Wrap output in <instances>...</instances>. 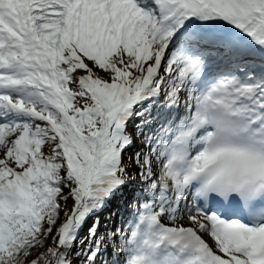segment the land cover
I'll use <instances>...</instances> for the list:
<instances>
[{
    "label": "snow or ice",
    "instance_id": "obj_1",
    "mask_svg": "<svg viewBox=\"0 0 264 264\" xmlns=\"http://www.w3.org/2000/svg\"><path fill=\"white\" fill-rule=\"evenodd\" d=\"M0 264H264V0H0Z\"/></svg>",
    "mask_w": 264,
    "mask_h": 264
},
{
    "label": "trees",
    "instance_id": "obj_2",
    "mask_svg": "<svg viewBox=\"0 0 264 264\" xmlns=\"http://www.w3.org/2000/svg\"><path fill=\"white\" fill-rule=\"evenodd\" d=\"M109 215V212L108 211H104L102 214H101V221H102V223H103V221L105 220V218H103V217H105V216H108ZM109 223V222H108Z\"/></svg>",
    "mask_w": 264,
    "mask_h": 264
},
{
    "label": "rangeland",
    "instance_id": "obj_3",
    "mask_svg": "<svg viewBox=\"0 0 264 264\" xmlns=\"http://www.w3.org/2000/svg\"><path fill=\"white\" fill-rule=\"evenodd\" d=\"M108 217V216H105V218Z\"/></svg>",
    "mask_w": 264,
    "mask_h": 264
}]
</instances>
